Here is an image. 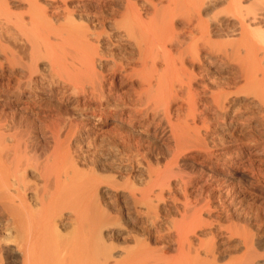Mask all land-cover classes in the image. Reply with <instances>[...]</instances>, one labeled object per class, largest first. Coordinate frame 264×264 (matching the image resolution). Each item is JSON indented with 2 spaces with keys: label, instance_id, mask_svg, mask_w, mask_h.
Wrapping results in <instances>:
<instances>
[{
  "label": "bare ground",
  "instance_id": "bare-ground-1",
  "mask_svg": "<svg viewBox=\"0 0 264 264\" xmlns=\"http://www.w3.org/2000/svg\"><path fill=\"white\" fill-rule=\"evenodd\" d=\"M0 95V264H258L244 192L184 166L264 197V0H0ZM43 97L98 112L22 132Z\"/></svg>",
  "mask_w": 264,
  "mask_h": 264
},
{
  "label": "rangeland",
  "instance_id": "rangeland-1",
  "mask_svg": "<svg viewBox=\"0 0 264 264\" xmlns=\"http://www.w3.org/2000/svg\"><path fill=\"white\" fill-rule=\"evenodd\" d=\"M0 97H2L0 99V113H4L6 115H11L12 113H14L15 111L10 107L3 106L2 103L4 102L5 100L4 98L6 97H4L3 95H0ZM34 103L35 104L32 108L22 110V113H16V115L18 114L17 123L22 132L31 131V130L34 131L36 127L43 128L45 124H47L52 120H56L58 117L61 118L63 121H67V122L71 120L70 118L80 121L85 119L83 118L85 117L84 115L88 114V117L86 118L89 119V121H91L93 119H90L89 115L94 112H98L95 109V106L93 105L91 106L88 104L85 106H80L78 104L74 105L72 102L71 103L64 102L60 100L58 97H43L40 100L35 101ZM113 106L114 104H112L109 108ZM108 120L110 125L108 127H105L104 130L106 132L112 131L114 129L115 119H113L111 116H108ZM143 138L145 139L146 137L144 136ZM188 161H186L184 169L188 174L186 176L187 177L189 176L191 178L190 180H193L194 182L192 188L194 190L195 197L202 196L204 198L210 194L217 193V190L219 188H222L223 186L226 185L231 187L234 186L235 188H238L244 192L243 195H245L246 204L243 205L242 207L246 211L250 219V222H248L247 224L248 225L247 228H249L248 231H252L253 233H255V235L258 236L259 240L263 242L255 255V262L258 264H263L264 262V197L260 196L259 194H250L249 192H247V190L245 189L246 184L244 183V181L242 182L241 178L236 179L234 181H226L223 179L222 175L218 172L211 173L210 170H205L203 172L202 171L203 169L200 167V162L193 161L191 159H189ZM258 218H260L259 222L257 220ZM231 227H232L231 224L227 223L226 221H222L221 225L217 227L215 226H213L212 228L207 227L206 229L200 232L202 243H204L206 246H211L212 243H239L240 239L238 237V234H242L244 232V229L242 228L235 229ZM139 232L141 233V229L139 230ZM229 233H234L237 235L229 236L228 235ZM128 243L129 244L131 243L133 246L134 242L132 239H130L128 240ZM152 247L154 248L153 245ZM232 249L233 251L235 250L234 248ZM172 253H175V251H173Z\"/></svg>",
  "mask_w": 264,
  "mask_h": 264
}]
</instances>
